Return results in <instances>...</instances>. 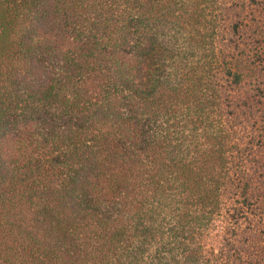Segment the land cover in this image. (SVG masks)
Instances as JSON below:
<instances>
[{
    "label": "trees",
    "instance_id": "1",
    "mask_svg": "<svg viewBox=\"0 0 264 264\" xmlns=\"http://www.w3.org/2000/svg\"><path fill=\"white\" fill-rule=\"evenodd\" d=\"M0 264H264V0H0Z\"/></svg>",
    "mask_w": 264,
    "mask_h": 264
}]
</instances>
